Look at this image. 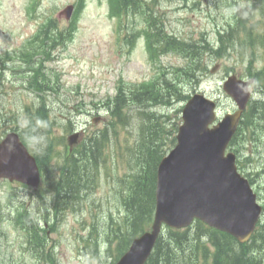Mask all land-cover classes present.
Wrapping results in <instances>:
<instances>
[{
	"label": "rangeland",
	"instance_id": "374dc122",
	"mask_svg": "<svg viewBox=\"0 0 264 264\" xmlns=\"http://www.w3.org/2000/svg\"><path fill=\"white\" fill-rule=\"evenodd\" d=\"M74 1L35 0L34 6L31 3L28 6L31 10L26 9L23 12L27 0H0V52L12 49L13 46L20 47L31 36L34 37L38 33L40 26L44 22H47V20H57V28L60 29L67 21L65 19H57V14L66 5ZM108 4V0H87V6L83 14H80L77 18L79 28L75 40L71 41L65 49L59 48L53 51V59L43 61L39 65L52 79V82H48L50 88L48 89L49 92L47 91V95L50 96L53 104L50 108L53 110L52 117L57 119L56 124L58 127L55 130L53 129L54 131L51 136L59 140H62L61 137L67 133L65 125L70 123L71 118L68 114L76 115L77 110H74L73 107L81 111L85 108L92 109L89 103L92 104L94 101L98 103L99 100L105 99L109 93L107 92L108 89L110 93L116 90L114 82L119 78L120 74H122L120 78L138 81L152 74L154 71V69L151 70V66L153 65L147 57L144 41L141 42V40L132 37V35L137 37L138 35L135 32L137 28L136 21L131 17L124 24V30L129 35L123 33V44L118 43L114 48V44L110 41L112 38V18L109 15ZM148 4H150L149 7H153V10L147 13L149 16L154 12L160 15L165 14L168 20L166 26H168L169 30L184 36H188L191 33L198 35L201 31L208 32V30H211V35L214 38L216 30L225 27L227 22H224L227 19L233 22L236 18L240 16L242 18L250 12H255V14L252 18L248 19V24L257 25L259 23L257 25L259 29L264 27V6L258 0H208L206 2L203 0H155L149 1ZM183 4L193 5L195 6V10H176L178 6H182ZM218 6L220 8L215 10ZM135 11L138 10L135 9ZM209 12H211V20L207 15ZM226 14L227 19L225 18ZM232 16L233 18L230 19ZM137 24L138 26L143 25ZM212 42L215 44L214 41ZM122 51H124L123 54L121 53ZM129 51L133 53L129 54ZM106 56H108V62H104ZM257 57L259 62L256 65L258 68H261L264 65V55L259 52ZM216 63H220L222 69L219 70L220 72L217 75L211 74L209 70L208 77L203 80V86L210 95L220 97L223 110L229 111L231 110V103L228 99H223L222 95L224 94L221 89V81L228 73L227 69L240 76L248 77L246 75L247 62H242L238 54L234 53L226 59L213 60L209 69ZM161 64L165 66H183L185 60L180 57L177 58L175 55H169L163 56ZM52 68L54 71L51 72ZM53 73H57L55 74V78H61V81L64 83V88L57 86L59 91L68 92L69 90L65 89H73L74 92L71 94L70 99L74 100L69 102V99H66L62 95L60 98L65 99L64 102L55 101L53 95L55 89ZM5 74L7 79L5 89L0 91L4 93L5 96L3 98H7V100H3L0 104V119L5 114L23 113L25 105L28 104L27 102H31L35 98V93L26 89L25 81L29 79V74H25L22 70L12 67H9ZM76 95L78 97L85 96L87 103L80 100ZM66 105L68 107L71 106L70 111L66 110ZM76 118L79 119L80 117ZM97 129V127L90 128L87 133L91 134ZM125 132L129 134L130 130L126 129ZM260 138L264 141V136ZM28 140L30 141V139ZM99 140L103 141L101 133L99 134ZM30 142L35 144L34 141ZM45 147L37 146L41 151ZM119 147L120 141L114 136L111 141V149L120 150ZM52 151L54 154H62L63 148L60 145L53 146ZM244 151L258 158L259 162L255 164L257 169H264V146H260L259 141L247 142ZM64 159L71 162V159ZM54 164L57 165V160H55ZM64 165L66 168L69 167L68 162H64ZM47 172L45 171L44 174ZM260 181L264 188V175L263 178H260ZM3 190L4 187H1L0 198L3 197ZM20 191L21 199H34L32 193L26 188H22ZM110 191L111 185L108 179L101 176L97 181V185L94 186V195L97 196L93 197V200L88 199L86 203V200H79L73 197L68 190L56 192L61 206L80 205L83 208L80 209L82 211L78 214L68 215L59 226L61 228V235L59 236L60 240L57 244L56 254L58 259H63L64 262H61L62 264L80 262V259L76 255L81 249L91 248L92 245L89 237H91L94 231V226L99 228V232L104 228L106 232L114 235V231L119 224L129 222L130 212H128L124 205H118L115 198L110 197L109 203H101L102 194ZM40 196L45 199V204L41 208V211L43 210L42 212L44 213L51 212L48 204L51 195L48 193L42 195L40 193ZM3 211H5L6 219L3 223L0 222V232L4 234L10 224L6 223L4 225V223L8 220L11 221L14 214H10L9 207L3 208ZM31 213L33 219L39 218L38 213ZM85 223L89 225V228H85ZM0 240L2 242L1 248L8 246L7 251H14L10 245V234H8V238H0ZM103 240L106 239L103 238ZM87 241H90V245H88ZM99 241L100 238H98L97 242L99 243ZM0 259L1 264L8 261L7 256H2Z\"/></svg>",
	"mask_w": 264,
	"mask_h": 264
},
{
	"label": "water",
	"instance_id": "95a60500",
	"mask_svg": "<svg viewBox=\"0 0 264 264\" xmlns=\"http://www.w3.org/2000/svg\"><path fill=\"white\" fill-rule=\"evenodd\" d=\"M237 119H238V116H233V117L228 116L227 119L225 120L226 122L224 124H222L221 134H222V137L224 139L232 134L231 128H233V130L236 128V125L238 122ZM4 172L7 174H13L14 173L12 167H6ZM210 181H211V186H210L211 187L210 188V196L211 197L208 198V197H206L205 194H202L201 195V201L202 202H213V197L217 192H226L230 188L237 189V188L242 187V185L240 184V182L238 180H235L232 177H226L223 174V172H221L220 180L217 181L211 177ZM217 199L220 200V196H218ZM215 201H218V200H215ZM143 248H144V242L141 240L140 246H139L138 256L136 259L137 262L140 261Z\"/></svg>",
	"mask_w": 264,
	"mask_h": 264
}]
</instances>
